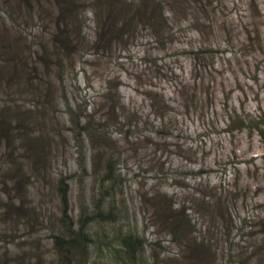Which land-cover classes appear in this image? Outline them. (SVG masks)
<instances>
[{"label": "rangeland", "instance_id": "1", "mask_svg": "<svg viewBox=\"0 0 264 264\" xmlns=\"http://www.w3.org/2000/svg\"><path fill=\"white\" fill-rule=\"evenodd\" d=\"M205 1L209 3L208 12L200 17L191 11L179 17L175 26L181 27V32L164 34L165 45H158L150 31H143L106 58L85 48L73 54L77 62L74 68L67 61L61 71L52 69L53 102L44 109L45 116L37 114L42 109L37 99L16 96L26 103L20 102V107L38 120L29 124L34 128L32 137L44 134L47 139L48 177L43 182L40 163L35 164L31 155L17 149L24 183L17 184V192L12 183L6 189L0 186V264H61L52 246L48 219L50 213L58 218L54 190L59 177L68 179L74 220L99 201L104 209L111 208L116 214L114 223L94 221L89 225L93 243L87 264H264V156L259 135L219 132L224 128L221 123L226 113L221 111L224 101L216 92L209 102L218 116L213 125L204 126L201 109L195 107L196 111L188 114L174 86L176 82L192 85L194 77L204 73L202 64L188 61L189 56L182 51L190 46L212 47L214 52L218 50L213 66L219 72L214 75L219 82L224 79L227 83L229 107L241 109L244 104L254 113L256 97L264 105V82L260 81L261 73L264 75V0ZM3 3L0 0V17L9 14L12 24L0 20V32L11 35V27L21 25L24 14L10 11ZM169 3L165 4L167 10L173 9ZM33 24L25 31L34 37L28 40H32L35 51L39 31L36 22ZM223 28L231 31L227 39L221 35ZM84 29L91 32L92 22L87 21ZM195 31H201L202 36ZM253 61L258 74L249 66ZM212 70L209 66L208 73ZM255 75L257 80H252ZM213 87L216 89L215 84ZM239 87L243 93L238 92ZM109 88L117 103H124L132 115L127 119L132 125L127 130L131 133L128 138L124 133L127 127L121 131V126L116 127L114 121L103 116L107 98L100 95L104 89L108 94ZM160 93L173 101L162 110L151 100ZM1 99L9 96L0 93ZM6 103L0 101V110L8 107ZM118 113L121 116V107ZM87 115L103 125L96 135L85 129ZM165 115L167 118H162ZM231 140L233 147L229 145ZM5 152L1 141L0 181L5 180ZM107 160H112L116 168L117 183L112 188L102 179ZM6 196H14L16 205L23 200L25 207L36 212L39 222L28 226L19 216L10 221L3 214V205L11 201ZM164 200L182 208L180 216L184 214L185 223H189L187 236L183 232L176 238L170 218L160 212L157 215L156 205ZM127 234L144 241L135 262L126 258L121 244ZM189 237L207 239L210 248H202L203 258L199 252L186 249Z\"/></svg>", "mask_w": 264, "mask_h": 264}, {"label": "trees", "instance_id": "2", "mask_svg": "<svg viewBox=\"0 0 264 264\" xmlns=\"http://www.w3.org/2000/svg\"><path fill=\"white\" fill-rule=\"evenodd\" d=\"M3 1L5 8L10 11L13 10V12L19 11L22 15L24 14L22 24H26L23 26L15 23L14 28L11 27V32L13 33L11 35H6L3 31L0 32V93L9 96V99L0 100L7 102L6 104L8 105V107H3L0 110V147L1 141H4L6 152L3 153L2 158L7 165L5 173H3L5 180L0 181V186L6 189L9 183H12L14 192L18 191L17 184H20V181L22 184L24 183V180H22L23 166L20 161L16 160L18 148H22L26 154L31 155V160L35 164L40 163L43 173H40L39 177L43 182H46L48 177L46 171L49 161L48 144H46L47 139L44 134L39 137H32L31 135L34 132V128H30L29 124L38 123V120L34 115L26 113L20 107L19 103H25V101L19 96L16 97L17 95H26L37 99V106L42 108L37 114L45 116L44 109L48 110L53 102L51 92L54 85L51 82L50 73L52 69L61 71L67 61L73 64L72 68H74L77 62L73 59V54H78L85 48H90L94 50V55H103L106 58L116 48L123 49L128 43L136 40L139 37V33L143 31H150L156 38L157 43H159L158 45H165L167 41L164 34L170 35L175 30L176 34L181 32V27L177 29V26H175L179 17L187 16L191 11L197 12L201 17L208 12L207 6H209V3L205 0ZM167 2H170L169 4L173 9H166L165 4ZM208 19L209 17L205 20ZM0 20L3 23L8 21L12 24L9 14L8 17H0ZM87 21L92 22V31L89 33H86V29H84ZM34 22H36L35 27L39 31V36L37 37L38 45L35 51H33L34 46L31 43L35 39L34 37L32 39L31 34L25 31L26 28L33 27ZM29 23L31 25H28ZM177 24L180 25L181 22ZM211 31L213 33L212 29ZM195 34L202 36L201 31H195ZM221 35L227 39L231 36V31L228 28H223L221 29ZM175 36L173 35L171 39H174ZM28 38L32 40L29 42ZM182 52L189 56L188 61L190 59L193 62L199 61L203 66L204 73L197 78L194 77L192 85L186 86L182 82L175 83V92L179 103L185 105L184 107L188 114L191 110L195 112V107L200 108L202 112L201 123L204 126H211L218 113L215 108L213 109V103L209 101L213 100L211 94L215 97L216 92L217 95L219 94L218 97H221L224 101V104L220 106L222 108L221 111L226 113L221 123L224 128L220 129L219 132L226 134L230 132L231 135L241 131H247L249 134L257 133L262 143L264 156V105L259 102V97L255 99L256 108L254 113L247 111L244 104H241V109H236L233 105L229 107V90L226 89L227 86L225 85L227 83L224 79L219 82L214 75V73L219 72L213 66L217 54L214 49L212 47L195 48L190 46L189 49H184ZM208 58L211 59L210 62L207 60ZM255 62L258 63L256 60ZM256 63L253 61L249 66L250 68L255 67L254 73L258 74ZM188 64L191 65L190 62ZM209 66L213 67V70L208 73ZM222 66L225 67L226 64ZM257 78V75H255L252 80H257ZM261 78L263 79L260 81L264 82L262 73ZM236 83L237 77L235 76V85ZM214 84L216 89L213 87ZM217 86H220L219 90ZM262 86L264 88V83ZM108 90V94L107 89H104V92L100 95L101 98H107V102L104 103L107 110L103 116L109 118L107 120L114 121L116 127L121 126V131L127 127L124 133L128 138L131 133L127 130L132 125L127 123V119L130 116L132 118V115H130L131 113L124 103L121 106L118 104L119 102L117 103L118 98L112 96L111 88ZM13 91L17 92L12 95ZM238 92L243 93V88L239 87ZM170 98L166 94L160 93L159 97H156V99L151 97V100L154 104L160 105V110H162L163 107L166 108V106L172 104L173 101ZM206 101L208 103L205 105H198L204 104ZM9 104L13 105V107H10ZM154 104L152 106L156 108ZM120 107L121 116L118 113ZM166 116L162 118L166 119ZM94 121L92 116L87 115L85 129L96 135L103 129V125ZM229 145L233 147L232 140ZM6 153H8L7 159L4 158ZM95 166L93 161V169ZM115 170L113 161L107 160L102 179L105 184H111V188L117 183ZM235 179L233 178V180ZM54 192L58 198V218H56L57 214L51 215L52 213H50L48 218L51 223L50 238L52 246L60 257L61 264H87L89 249L93 243L88 232L89 225L94 221L114 223L116 222V214L111 208L104 209L103 203L99 201V204L92 209H84L80 213L79 218L74 220L71 214V188L68 179L59 177ZM13 197L6 196L7 200L11 201H8L7 205H3L5 208L3 214L7 215L10 221L19 216L25 221V225L28 226L38 223L36 212L27 205L26 208L23 200L19 201V205H16L17 203L12 202ZM153 198L156 199L157 197L153 196ZM156 208L157 215L160 212L170 218L176 238H180L183 232L187 236L186 229H188L189 223H185L184 214L180 216L179 211L182 208H176L174 203H168L166 200L162 203L159 201ZM12 234L15 235V233ZM189 238V245L186 249L191 253L194 250L200 253L198 254L199 256H202V248H210L207 239ZM121 244L126 258L134 262L138 253L144 247V241L132 234L124 235L121 239Z\"/></svg>", "mask_w": 264, "mask_h": 264}]
</instances>
